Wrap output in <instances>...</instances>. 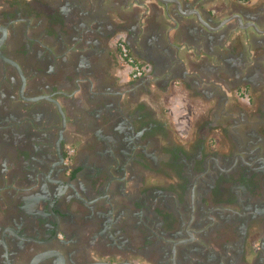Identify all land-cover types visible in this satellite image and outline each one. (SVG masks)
I'll list each match as a JSON object with an SVG mask.
<instances>
[{
    "label": "flooded vegetation",
    "instance_id": "af4514ba",
    "mask_svg": "<svg viewBox=\"0 0 264 264\" xmlns=\"http://www.w3.org/2000/svg\"><path fill=\"white\" fill-rule=\"evenodd\" d=\"M102 1L0 0V76L20 103L1 118L0 264H264V11L213 26L214 66H179L196 101L172 141Z\"/></svg>",
    "mask_w": 264,
    "mask_h": 264
},
{
    "label": "crops",
    "instance_id": "0c3cea01",
    "mask_svg": "<svg viewBox=\"0 0 264 264\" xmlns=\"http://www.w3.org/2000/svg\"><path fill=\"white\" fill-rule=\"evenodd\" d=\"M237 1L103 0V11L105 14L110 11V19L103 18L102 26L105 30H115L118 37L125 39L134 56L147 66L150 87L155 89L152 84L157 82L161 89L157 92L167 98L174 95L177 102L181 90L179 66H183V71L184 67H189L188 73L192 72L191 67L199 66L202 71L214 66L210 59V30L231 14L240 16L242 22L254 21L263 0L258 4ZM249 32L255 39L258 37L255 31ZM105 68L102 70L104 77L118 72L115 68ZM3 81L0 76V121L8 112L14 115L20 104L14 94H6L7 82ZM63 87L70 89L68 83ZM3 130L2 125L0 132Z\"/></svg>",
    "mask_w": 264,
    "mask_h": 264
},
{
    "label": "rangeland",
    "instance_id": "374dc122",
    "mask_svg": "<svg viewBox=\"0 0 264 264\" xmlns=\"http://www.w3.org/2000/svg\"><path fill=\"white\" fill-rule=\"evenodd\" d=\"M260 1L261 0H250V3L258 4ZM263 1L261 2V6L258 7L261 11H264ZM247 47L249 50L250 44L246 43V48ZM258 66L259 70L260 68L262 70L264 69V64L262 62H258ZM173 97L174 95L170 98L162 97L161 104L163 105V112L158 118H161L165 122L166 128L169 130L168 134L170 139L172 141H179V138L187 136L189 134L188 131L192 128L191 125L194 119L192 116L194 114V108L192 106L196 99L192 102V105H189L190 101L184 98L182 92L179 91V101L176 102Z\"/></svg>",
    "mask_w": 264,
    "mask_h": 264
},
{
    "label": "built area",
    "instance_id": "2783aa9c",
    "mask_svg": "<svg viewBox=\"0 0 264 264\" xmlns=\"http://www.w3.org/2000/svg\"><path fill=\"white\" fill-rule=\"evenodd\" d=\"M116 45L119 51V55L123 59L125 66L129 69L132 78H141L145 72V67L134 56L125 39L119 37L116 41Z\"/></svg>",
    "mask_w": 264,
    "mask_h": 264
},
{
    "label": "water",
    "instance_id": "95a60500",
    "mask_svg": "<svg viewBox=\"0 0 264 264\" xmlns=\"http://www.w3.org/2000/svg\"><path fill=\"white\" fill-rule=\"evenodd\" d=\"M234 17H236V19H238V21H239V23H240V25L241 24H243V22H242V19H241V17L240 16H238V15H235ZM233 18V17H232ZM230 21V20H229ZM245 26H251V27H253L256 31H257V29H258V27H257V25L255 24V23H253V22H251V23H248V24H246ZM242 27H244V26H242ZM11 64H13L15 67H17V64H15L14 62H11ZM18 68V67H17ZM24 78V77H23ZM25 82V79H23V83ZM55 104L57 105V107H58V109L60 110V112L62 113V115L64 116V114H63V112H62V109H61V106L59 105V103H57V102H55ZM1 122V121H0ZM3 124L1 123L0 124V126H2Z\"/></svg>",
    "mask_w": 264,
    "mask_h": 264
}]
</instances>
